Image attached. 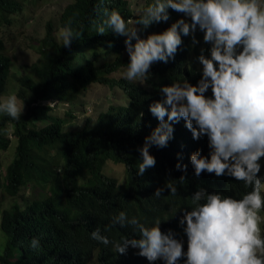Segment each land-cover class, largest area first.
<instances>
[{"label":"trees","instance_id":"trees-1","mask_svg":"<svg viewBox=\"0 0 264 264\" xmlns=\"http://www.w3.org/2000/svg\"><path fill=\"white\" fill-rule=\"evenodd\" d=\"M25 2L0 0L1 29L12 25ZM131 5L132 0L68 3L60 23L70 26L78 38L64 47L48 24L42 57L17 76L11 71V58L3 52L5 44L0 35V102L11 77H15L17 97L26 105L19 120L0 113V231L5 240L0 247V264H164L160 259L148 261L138 255L139 249L130 246L124 254L116 253L111 243L105 246L92 239L91 233L100 229L110 241L138 237L131 225H113V217L124 211L146 226L160 220L161 231L171 229L175 238L184 240L186 251L187 238L179 220L184 211L191 210V196L196 191L203 188L239 199L251 190L227 175L217 177L207 171L195 175L190 156L197 150L208 155L207 137L194 140L183 119L173 124V139L166 147H150L155 166L143 175L136 174L141 160L138 148L159 124L149 104L162 99L163 86L184 79L195 84L201 77L198 57L202 49L207 54L210 46L205 42L203 46L191 45L182 35L175 58L166 64L154 63L145 82L112 77L126 68L130 58L123 55L125 37L107 27L106 10L118 11L127 23L141 15L134 16ZM169 16L167 22L147 28L137 24L138 32H163L177 20L178 12L169 9ZM101 26L105 34L98 33ZM191 55L189 63L187 57ZM93 84L118 88L119 100L100 112L93 126L86 120L82 129H67L65 125L73 118L71 111H61L60 115L47 100H56V107L78 101L86 97ZM13 141V157L4 167L1 153ZM261 159L258 177L264 172V157ZM178 162L188 165L186 173L176 169ZM106 165L108 171L110 165H117L123 172L120 176L108 174ZM168 183L176 186V194L165 188L161 197H155L156 189ZM9 198L13 202L1 209ZM261 228L264 235V223ZM34 239L39 242L35 247ZM183 259L178 264H183Z\"/></svg>","mask_w":264,"mask_h":264},{"label":"clouds","instance_id":"clouds-1","mask_svg":"<svg viewBox=\"0 0 264 264\" xmlns=\"http://www.w3.org/2000/svg\"><path fill=\"white\" fill-rule=\"evenodd\" d=\"M169 9L182 13V18L143 39L118 11L106 10L107 27L125 37L130 61L123 76L128 81L145 82L154 63L174 59L182 35L199 30L210 46L207 54L202 49L198 57L201 77L195 84L184 79L163 86L162 99L149 104L159 124L138 148L141 160L136 174L143 175L155 166L150 147H166L173 139V124L183 119L194 140L207 137L208 155L197 150L190 156L195 175L205 171L217 177L227 175L251 190L239 199L203 188L196 191L191 196V210L184 211L179 220L187 238L186 251L184 240L175 238L171 229L161 231L160 220L146 226L124 211L113 217V225H131L138 237L110 241L100 229L91 237L105 246L111 243L119 254L129 246L139 249L138 255L150 262L160 259L164 264H178L184 258L183 264H264V217L260 215L264 210V177L257 175L264 157V0H152L135 24L147 28L167 22ZM105 32V27H99L98 33ZM59 35L64 47L78 38L67 25ZM193 43H198L195 37ZM209 90L211 95H206ZM22 111L23 105H18L14 94L0 102V113L13 120H19ZM187 168V164H176L178 171L186 173ZM165 188L173 195L177 192L176 186L168 183L157 188L154 196L161 197ZM38 243L34 239L33 247Z\"/></svg>","mask_w":264,"mask_h":264},{"label":"rangeland","instance_id":"rangeland-1","mask_svg":"<svg viewBox=\"0 0 264 264\" xmlns=\"http://www.w3.org/2000/svg\"><path fill=\"white\" fill-rule=\"evenodd\" d=\"M72 1L73 0H26L23 10L16 14L12 19V25L3 27L2 29L0 28V35L2 36L5 44L3 52L12 60L13 64L11 66V71L14 75L17 76L22 72H26L28 66L36 63L42 57V54L40 53V51L43 50L42 39L46 34L48 24H50L53 36L58 42H61L59 34L63 27L60 23V14L63 8ZM150 3H152V0H132L131 7L133 15L142 14V9ZM179 18H182V13H178L177 19ZM127 24L129 28H135L138 35L142 39L146 38L149 34L156 33V31H153L148 34H140L134 18H130ZM186 37L191 45L203 46V33L201 31L197 30L195 33ZM193 37H195L198 43H193ZM132 42L135 43V40ZM123 55L129 56L126 49L124 50ZM187 58L190 63L192 55ZM125 70L126 68H121L111 76L114 78L119 77V75L123 76ZM14 78L15 77H11L6 93L2 97V102L6 100L9 95L14 94L17 96L16 92L18 85ZM120 96L121 92L118 88L111 90L107 86L93 84L89 86L86 97H83L78 101L62 103L59 107H56V100H47L46 103L54 105L55 111L57 110V113L60 115H63L61 111L70 110L73 118L67 122L65 127L69 130H79L83 128L86 120L89 121L90 126H93L98 114L105 111L110 104L118 101ZM17 103L18 105H23L22 113H24L26 111L25 103L18 97ZM10 131L11 129L8 130L9 133ZM13 146L14 141L7 150L1 153L4 167L13 157ZM261 162H263L262 159ZM107 165L105 170L108 174L109 171L111 174L117 176L122 174L123 168L121 166L110 165L108 171ZM260 177H264V172L261 173ZM13 200L11 198L5 199L1 205V209L8 207ZM4 244V235L0 231V247Z\"/></svg>","mask_w":264,"mask_h":264}]
</instances>
